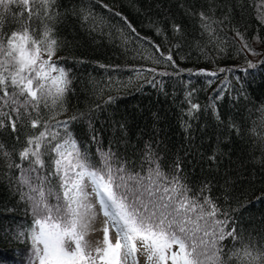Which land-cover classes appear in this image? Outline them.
<instances>
[{"label": "snow or ice", "instance_id": "obj_1", "mask_svg": "<svg viewBox=\"0 0 264 264\" xmlns=\"http://www.w3.org/2000/svg\"><path fill=\"white\" fill-rule=\"evenodd\" d=\"M130 6L154 36L117 0H0V240L23 245L0 264H264V219L253 227L244 218L253 197L264 204V106L260 129L244 116L258 76L264 92V0ZM76 29L99 32L125 59L95 61L103 85L80 82L76 68L87 61L76 52ZM121 70L138 91L168 95V81L173 92L180 86L189 138L199 130L191 121L214 118L223 131L201 154L210 169L219 171L220 144L239 139L253 171L195 178L155 134L133 145L127 119L117 118ZM225 100L235 115L221 112ZM96 231L102 241L93 246Z\"/></svg>", "mask_w": 264, "mask_h": 264}, {"label": "trees", "instance_id": "obj_2", "mask_svg": "<svg viewBox=\"0 0 264 264\" xmlns=\"http://www.w3.org/2000/svg\"><path fill=\"white\" fill-rule=\"evenodd\" d=\"M107 2L111 3L112 0H107ZM117 2L125 6L123 10L140 31L154 36V33L150 32L147 27V19L143 16H138L135 9L130 5L138 3L141 6H145L147 4H154L156 0H117ZM174 2L175 0H164L166 6L168 3L174 5ZM257 3H259V0H257ZM155 12L156 10L154 9L153 15H155ZM72 35L78 44L76 49L77 54L87 61L85 65H77L76 68V73L80 77L81 83L89 77L95 78L101 85L106 82L107 77L104 70L100 69L95 61L106 64L125 63V59L122 57L119 48L99 32L90 35L86 30L76 29L72 32ZM68 63H71V61H68ZM224 63L233 64L239 63V61L226 60ZM181 66L191 67L192 65L181 62ZM121 71L122 74L117 76L118 83L114 85V88L121 89L118 95L117 118L122 115L127 119L133 145L136 144L141 134H143L144 140H147L150 135L155 134L157 140L163 141L161 147L167 151L170 157L179 155L185 160L186 171L191 177L195 178H203L204 176L211 178L213 175L220 178L226 170L239 169L242 165L249 171H253V162L249 156L251 149L248 148L246 142L239 139H235L231 143L225 141L220 144V149L224 154L220 156L219 171L210 169L207 161L201 160V154L207 153L210 148L215 149L217 147V138L221 136L223 131L222 127L218 128L216 126L217 122L214 118L210 119L205 115L198 121H191L194 128L197 124L199 125V130L195 131L192 137L189 138L183 127L184 117L181 112V104L184 93L180 86H176L173 92V83L168 81V95L158 92L147 85L144 86L143 91H138L128 82L130 73L126 70ZM164 79L168 80L167 77ZM134 83L135 80H133ZM260 83L259 76L251 83L248 91L251 94L250 99L252 103L248 105V110L244 111V116L248 119L249 125L251 126L254 121L257 129H260L258 109L264 106V92L259 87ZM209 95L210 93L207 91L201 92L199 94V102L202 105L206 104ZM219 103L222 113L235 115L238 112V109L227 102V100L220 101ZM253 105H255V108L252 107ZM99 124L105 125L103 117H100ZM111 131L105 125L104 135L108 139L112 138L110 135ZM261 190L262 186L257 182L255 196H259ZM6 196L5 188L0 185V200ZM252 205L254 206H250L244 218L245 221L251 219L253 227H258L259 222L264 219V204H261L253 197ZM16 215L18 216L17 222L24 218L22 212ZM2 223L7 225L8 221H2ZM22 249L23 245L0 240V257L8 256L15 258L16 252ZM8 264H11V261Z\"/></svg>", "mask_w": 264, "mask_h": 264}, {"label": "rangeland", "instance_id": "obj_3", "mask_svg": "<svg viewBox=\"0 0 264 264\" xmlns=\"http://www.w3.org/2000/svg\"><path fill=\"white\" fill-rule=\"evenodd\" d=\"M97 227H99V225H97ZM88 239H89V242L93 246H95L98 242L102 241V233H100L99 231L92 232L89 234ZM141 262L143 264V257H141Z\"/></svg>", "mask_w": 264, "mask_h": 264}, {"label": "bare ground", "instance_id": "obj_4", "mask_svg": "<svg viewBox=\"0 0 264 264\" xmlns=\"http://www.w3.org/2000/svg\"><path fill=\"white\" fill-rule=\"evenodd\" d=\"M152 89V88H151Z\"/></svg>", "mask_w": 264, "mask_h": 264}]
</instances>
